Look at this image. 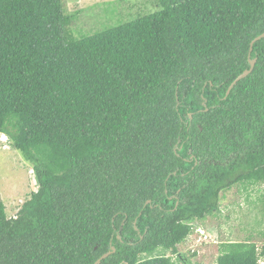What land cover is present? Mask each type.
Masks as SVG:
<instances>
[{
	"label": "trees",
	"instance_id": "trees-1",
	"mask_svg": "<svg viewBox=\"0 0 264 264\" xmlns=\"http://www.w3.org/2000/svg\"><path fill=\"white\" fill-rule=\"evenodd\" d=\"M155 3L85 34L66 0H0V133L37 180L15 215L0 193V264H95L112 246L100 264H193L178 247L221 191L264 185V38L227 95L264 0ZM251 238L222 241L217 264H264Z\"/></svg>",
	"mask_w": 264,
	"mask_h": 264
},
{
	"label": "rangeland",
	"instance_id": "rangeland-1",
	"mask_svg": "<svg viewBox=\"0 0 264 264\" xmlns=\"http://www.w3.org/2000/svg\"><path fill=\"white\" fill-rule=\"evenodd\" d=\"M101 3L106 5L101 6ZM123 4L128 5L133 14L156 10L155 0H66L67 10L78 15L75 20L77 30L85 34L118 22L123 15L119 11ZM34 188H37V180L33 164L7 136L0 133V193L9 216L20 210ZM253 188L254 191L251 186L244 189L243 183L237 182L221 191L218 211L198 222L195 232L179 245L178 255L193 264H217L222 241H244L250 236L263 248L264 213L259 210L264 211V185ZM262 197L263 201H259ZM257 219L261 225L257 224ZM169 255L172 256L170 251Z\"/></svg>",
	"mask_w": 264,
	"mask_h": 264
},
{
	"label": "water",
	"instance_id": "water-1",
	"mask_svg": "<svg viewBox=\"0 0 264 264\" xmlns=\"http://www.w3.org/2000/svg\"><path fill=\"white\" fill-rule=\"evenodd\" d=\"M264 38V32L262 34H260L259 36H257L256 38H254L251 42L250 45V50H249V63H250V67L245 69L230 85V87L227 90V95L230 93V91L233 89V87L238 83L239 80L247 77L254 69L256 62H257V57L252 58L251 53L253 51V47L255 42H257L258 40ZM191 116V114H190ZM120 237V236H119ZM114 252H116V247L112 246L111 247V251L105 253L101 258H99L95 264H100L102 262L103 259L107 258L108 256H110L111 254H113Z\"/></svg>",
	"mask_w": 264,
	"mask_h": 264
}]
</instances>
